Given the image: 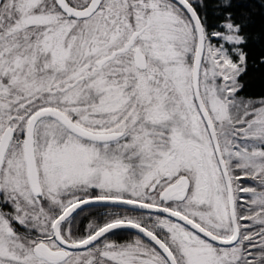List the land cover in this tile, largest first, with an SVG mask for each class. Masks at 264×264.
<instances>
[{
  "label": "snow or ice",
  "instance_id": "1",
  "mask_svg": "<svg viewBox=\"0 0 264 264\" xmlns=\"http://www.w3.org/2000/svg\"><path fill=\"white\" fill-rule=\"evenodd\" d=\"M253 4L0 0V264H264Z\"/></svg>",
  "mask_w": 264,
  "mask_h": 264
},
{
  "label": "trees",
  "instance_id": "2",
  "mask_svg": "<svg viewBox=\"0 0 264 264\" xmlns=\"http://www.w3.org/2000/svg\"><path fill=\"white\" fill-rule=\"evenodd\" d=\"M254 8L256 9V24L257 27H259L260 24V15L259 13L261 11H264V9L260 8V3L259 0H254L253 4ZM249 91L254 93V94H260L264 92V83H261V81L258 78L252 79L250 85H249Z\"/></svg>",
  "mask_w": 264,
  "mask_h": 264
}]
</instances>
